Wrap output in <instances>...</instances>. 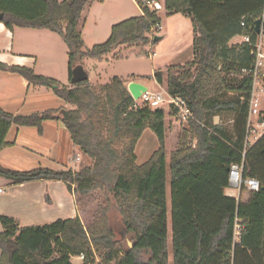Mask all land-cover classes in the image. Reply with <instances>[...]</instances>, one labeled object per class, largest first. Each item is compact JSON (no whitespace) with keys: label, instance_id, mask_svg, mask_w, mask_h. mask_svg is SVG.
<instances>
[{"label":"trees","instance_id":"16d2710c","mask_svg":"<svg viewBox=\"0 0 264 264\" xmlns=\"http://www.w3.org/2000/svg\"><path fill=\"white\" fill-rule=\"evenodd\" d=\"M150 1L157 2L137 0L142 15L113 25L108 40L89 50L83 49L78 28L89 0H0V23L10 31L49 30L61 36L68 48L71 80L73 69L83 66L85 59L102 60L122 45L154 43L162 20ZM164 4L169 16L180 14L193 28L192 61L169 66L166 75L154 73L158 84L166 83L167 92L182 98L193 114L182 118L187 128L169 164L165 109L138 107L121 78L99 87L90 79L62 87L33 68L0 62L1 71L51 89L72 107L64 120L57 116L60 110L13 115L0 106V153L12 145L7 136L13 126L36 128L43 135L45 122L60 121L74 146L91 161L77 172L14 171L0 165V177L14 185L62 181L76 199L98 190L107 198L88 227L80 217L20 227L16 219L1 216L0 264H73L74 257H83V264H264V134L246 148L253 88L247 71L255 65L252 50L264 0H164ZM236 36H250L252 44L242 42L238 52L229 49ZM170 108V115L179 117L178 110ZM148 128L159 148L139 166L135 151ZM233 164H243L244 178L261 185L250 192L247 203L225 193ZM114 207L130 236L128 246L116 238Z\"/></svg>","mask_w":264,"mask_h":264},{"label":"rangeland","instance_id":"374dc122","mask_svg":"<svg viewBox=\"0 0 264 264\" xmlns=\"http://www.w3.org/2000/svg\"><path fill=\"white\" fill-rule=\"evenodd\" d=\"M89 1L92 3L88 5L84 10L78 27L83 34L85 44L83 48L84 50L92 49L95 45L106 42L110 37L111 28L113 25L142 15V10L137 0ZM157 5L158 14L162 20L161 31L157 33V36H161L163 38L147 46L122 45L112 53L108 54L102 60L85 59L83 61V67L89 73L90 82L94 86L99 87L100 85L108 84L115 77H119L126 82L127 89L129 83L135 81L144 85L151 93L162 92V90H167L166 83L159 85L154 78V73L156 71H162L164 75H166L167 68L169 66L182 65L192 61L193 28L191 21L180 14L169 16L165 9L164 0H157ZM18 31L19 32L16 33L14 39H12V37L6 38L9 46L13 47V51L32 54L34 59L38 60L37 66L33 68L36 74L54 78L59 81L62 87L71 86L69 77L68 48L63 38L49 30L35 31V34L26 33L22 29ZM31 32L33 33L34 31ZM243 41V37L236 36L230 40L228 47L229 49H232L234 47L237 51L239 49V45ZM47 91H50L49 93L51 94L50 96H43V98H45L44 106H48L46 108H55L52 110L58 111L61 109L69 110L72 108L63 100H61L57 95H55L51 89ZM38 97L42 96L39 95ZM165 100H168L167 96H165ZM161 107L166 111L165 147L167 162L169 164L171 154L179 147V137L182 131L187 128V123L183 121L180 116L174 117L170 115L172 109L170 108V105L167 101L163 103ZM28 108L29 107L27 106L24 108V110L29 112L27 114L30 115L34 111H28ZM261 109L264 112V95L261 96ZM259 119L260 118L255 117L256 124H259ZM57 123H60V121H52L47 124L48 137L44 140L43 144L49 146L51 145V138L55 133L53 131H55ZM64 129H66V140L67 135H70V133L68 132L67 128ZM21 131L24 137L28 140L31 139L30 131H33L34 135H32V141H36L34 138L35 135H37L36 133L38 132L36 128H26L25 130L22 128ZM260 132H264V125H261ZM14 133L15 132H13L12 134L13 136ZM37 139L39 143H42L43 140L41 138ZM70 141L72 140L65 141L66 145L64 147L63 154L61 152L60 156L58 157L59 161L53 162L51 161L52 159L44 160L41 158L33 157V159L36 160L32 161L28 165H22L20 167L21 170L30 171L38 168H48L52 170L69 169L77 172L84 166L91 164V161L86 156H84L77 147L76 148L78 150H74V148H72ZM158 148L159 143L157 137L152 132V130H150L149 128L146 129L136 147V164L140 166L147 162L152 154H154V152L158 150ZM18 149L22 150L20 146ZM21 150H15L16 152H14V156L21 158ZM60 160H65L66 162H68L66 163L67 165L65 164V168L61 165L64 161ZM168 180H170V173L168 174ZM236 190L237 189L229 187V189L227 190V194L234 196L237 193ZM237 200L241 201V199ZM76 201L79 210L82 212L81 220L86 227L92 224L97 215V212H99L102 207H105L107 205V198L103 190H98L83 199L78 197ZM168 205L170 209L171 200L169 187ZM112 216H114V231L116 234V238L121 242L123 246H128L129 244H131L130 236L125 233L122 216L115 207ZM168 233V245L171 255L172 227L170 214L168 217ZM72 263L83 264V259L80 257H74L72 259Z\"/></svg>","mask_w":264,"mask_h":264},{"label":"crops","instance_id":"0c3cea01","mask_svg":"<svg viewBox=\"0 0 264 264\" xmlns=\"http://www.w3.org/2000/svg\"><path fill=\"white\" fill-rule=\"evenodd\" d=\"M61 1V0H59ZM19 28H14L12 31L7 30L3 24L0 23V62L10 66H25L34 68L37 66L38 60L34 59L32 54L22 53L20 51H13V47L9 46L6 38H15ZM26 33L35 34L34 29H22ZM31 31H34L33 33ZM163 38V37H162ZM177 51V50H176ZM46 87H35L30 85L27 80L18 74L4 72L0 70V106L7 112L13 115H29L24 110L29 107L28 111L33 113L43 112L45 110L55 109L46 108L44 95L50 96L49 89ZM52 92V91H51ZM42 97H38V96ZM60 104V103H59ZM35 106V107H33ZM52 121L44 123V134L35 135V142L32 140L33 131L31 132V139L28 140L22 133V128L25 130L28 127L13 126L8 133L7 141L12 145L4 149L0 153V165L14 171L21 170L22 165H28L36 160L33 157L44 160H51L53 162L59 161L58 157L66 145V140H71L70 135H67L65 140L64 123L56 124L55 132L51 138V145L43 144L48 137L47 124ZM62 126V127H61ZM33 129V128H30ZM14 133V136L12 135ZM24 132V131H23ZM38 136V137H37ZM37 138L43 141L39 143ZM68 138V139H67ZM72 148L78 150L70 141ZM20 146L21 149H18ZM15 150H21L22 157L14 156ZM76 152V151H75ZM76 154V153H75ZM61 165L66 167L65 160ZM66 164V165H65ZM48 165V161H47ZM48 169V168H47ZM227 188L225 190L227 194ZM237 193L231 197L241 199L243 203H247L250 199V192L246 190H236ZM75 196L67 190L66 184L62 181H39L31 182L22 185H14L11 181L0 177V217L6 216L14 218L20 224V227L41 226L48 223L55 222L60 219H69L80 217L82 212L77 206ZM3 226L0 222V232H3ZM1 259V250H0Z\"/></svg>","mask_w":264,"mask_h":264},{"label":"built area","instance_id":"2783aa9c","mask_svg":"<svg viewBox=\"0 0 264 264\" xmlns=\"http://www.w3.org/2000/svg\"><path fill=\"white\" fill-rule=\"evenodd\" d=\"M150 8L158 10L157 2H147ZM259 31H257V38L253 46L252 54L255 57V65L252 69L247 71L253 78L252 97L250 101L249 119L246 135V148L253 145L264 134L260 132L261 125H264V112L261 109V96L264 95V10L261 15ZM246 26L245 21L241 24ZM161 31V27L156 29L155 33ZM157 35V34H156ZM243 42L252 44L250 36H244ZM167 96L168 100H165ZM137 106H148L150 108H159L166 101L170 107L174 106L178 110V116L181 118H192L193 114L188 107L187 103L180 97L171 96L167 90L162 92L151 93L149 90L142 93L138 100H135ZM140 102V104H139ZM255 117L260 118L259 124H256ZM243 164H233L230 167L229 185L231 188L242 190L245 189L249 192H257L260 190L261 185L258 180L254 178H244ZM236 238L239 236V226H236ZM83 259V257H80Z\"/></svg>","mask_w":264,"mask_h":264},{"label":"water","instance_id":"95a60500","mask_svg":"<svg viewBox=\"0 0 264 264\" xmlns=\"http://www.w3.org/2000/svg\"><path fill=\"white\" fill-rule=\"evenodd\" d=\"M3 19V14L0 13V21ZM259 25H260V21L256 22V30L259 31ZM162 37L161 36H157L155 37L154 41H158L161 40ZM90 79L89 73L85 70V68L82 65H78L76 66L73 71H72V78L70 80L71 85H75V84H79L82 82H85L87 80ZM128 91L131 94V96L133 97V99L138 100L140 98V96L142 95V93L147 92L148 89L138 83V82H130L128 85ZM58 117H61L64 120H67L69 117V113L68 110H64L61 109L58 113H57ZM264 119H262L260 122H263Z\"/></svg>","mask_w":264,"mask_h":264}]
</instances>
